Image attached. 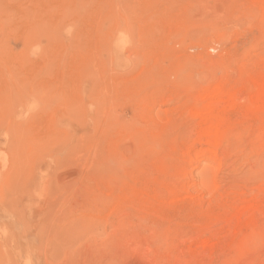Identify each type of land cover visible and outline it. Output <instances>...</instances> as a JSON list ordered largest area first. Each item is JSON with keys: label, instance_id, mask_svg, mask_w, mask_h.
<instances>
[{"label": "rangeland", "instance_id": "obj_1", "mask_svg": "<svg viewBox=\"0 0 264 264\" xmlns=\"http://www.w3.org/2000/svg\"><path fill=\"white\" fill-rule=\"evenodd\" d=\"M261 77L264 0H0V264H264Z\"/></svg>", "mask_w": 264, "mask_h": 264}, {"label": "bare ground", "instance_id": "obj_2", "mask_svg": "<svg viewBox=\"0 0 264 264\" xmlns=\"http://www.w3.org/2000/svg\"><path fill=\"white\" fill-rule=\"evenodd\" d=\"M120 37V36H119ZM121 38V37H120ZM117 40V39H116ZM120 40V39H119ZM119 43V41H118ZM119 45V44H118ZM254 80V90L250 93H248L245 96H241L242 93H240L239 96V92L237 93V91H235L232 87L228 86L227 84H221V85H217V87L212 90L207 92V94H201L204 95V105L201 107V109H199L196 113V115L199 117V119H201L204 123H206V127L203 129V131L200 133L202 134L201 136H206L208 141L213 143V144H217L219 142V139L221 138L222 135V131H223V125L225 122V111L228 108H232V107H236L238 104L242 105L240 103H242L243 101L247 102V107L249 111L252 112H257V111H261L264 110V77L261 78H255ZM250 85V83H249ZM215 86V85H214ZM234 87V85H233ZM236 87V86H235ZM249 88V87H248ZM204 89V88H203ZM250 89V88H249ZM210 90V89H209ZM242 91V90H241ZM251 91V90H250ZM198 95V94H197ZM201 95H199L201 97ZM243 95V94H242ZM203 96V97H204ZM200 100V99H199ZM197 101V100H195ZM194 102V101H193ZM196 104V102H194ZM193 105V104H191ZM190 105V106H191ZM197 105H198V101H197ZM195 106V105H193ZM245 106V105H244ZM246 107V106H245ZM195 108H197V106H195ZM246 109V108H245ZM193 110V109H192ZM195 110V109H194ZM193 110V111H194ZM191 111V110H190ZM229 111V109L227 110ZM203 124V123H202ZM200 125V124H199ZM264 130V129H263ZM263 134V131H262ZM199 139V138H198ZM255 193V192H254ZM245 198V197H244ZM264 198V197H263ZM264 202V201H263ZM251 203V202H250ZM254 203V202H253ZM252 204V203H251ZM243 205V204H242ZM255 205V204H254ZM257 205V204H256ZM244 206V205H243ZM242 206V208H243ZM246 206V205H245ZM247 207V206H246ZM238 208V205L237 207ZM250 208V206L248 207ZM247 208V209H248ZM261 208V207H260ZM235 209V208H234ZM256 209V208H255ZM246 208L242 211L245 212ZM254 210V209H253ZM249 211V210H248ZM257 211V210H256ZM254 212V211H252ZM250 212V213H252ZM239 213V212H238ZM246 213L242 215L245 216ZM256 214V213H255ZM241 214L240 216L243 217ZM247 215V214H246ZM251 215V214H250ZM249 216V214H248ZM234 217V216H233ZM235 218V217H234ZM247 218V217H246ZM245 218V219H246ZM256 219V218H255ZM252 226V225H251ZM259 227V226H258ZM260 228V227H259ZM257 228V229H259ZM231 229V228H230ZM248 229V228H246ZM251 229V228H250ZM249 229V230H250ZM256 228H254V230L257 231ZM235 230V229H234ZM245 230V228L243 229ZM248 230V232H249ZM240 231V230H239ZM214 232V231H213ZM247 232V231H244ZM259 232V231H258ZM257 232V234H258ZM210 233V232H209ZM212 233V232H211ZM255 234V233H254ZM261 234V233H260ZM215 235V234H214ZM248 235V234H247ZM256 235V234H255ZM219 236V235H218ZM250 236V235H249ZM248 237V236H247ZM258 237V236H257ZM219 238V237H218ZM242 238V236H241ZM251 238V237H250ZM254 237H252L253 239ZM199 239V238H198ZM248 239V238H246ZM257 239V238H256ZM214 240V239H213ZM212 240V241H213ZM217 240V239H216ZM244 240V239H243ZM254 240V239H253ZM190 241V240H189ZM201 241V240H199ZM204 241V240H202ZM201 241V242H202ZM250 241V240H249ZM255 241V240H254ZM211 242V241H210ZM214 242V241H213ZM244 242V241H243ZM248 242V240H247ZM203 243V242H202ZM245 243V242H244ZM206 244H209L206 243ZM205 244V245H206ZM217 246V245H216ZM215 246V247H216ZM219 247V245H218ZM217 248V247H216Z\"/></svg>", "mask_w": 264, "mask_h": 264}]
</instances>
